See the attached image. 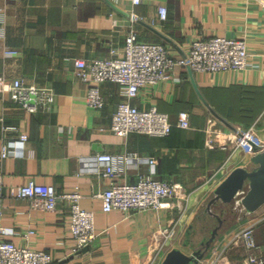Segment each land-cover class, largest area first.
Instances as JSON below:
<instances>
[{
    "label": "crops",
    "instance_id": "crops-1",
    "mask_svg": "<svg viewBox=\"0 0 264 264\" xmlns=\"http://www.w3.org/2000/svg\"><path fill=\"white\" fill-rule=\"evenodd\" d=\"M168 8L161 19L159 7ZM136 29L143 41L164 43L172 54L185 55L191 41L212 35L238 36L248 42L250 64L242 70H193L210 105L232 126L218 118L197 92L188 66H178L168 81L144 87L131 101L140 107L156 105L174 123L166 136L115 133L112 117L122 98L119 83H101L102 108L87 103L88 84L76 74L75 58L103 57L112 48L123 50ZM15 48L17 54H7ZM0 76L22 78L25 85L50 87L53 102L30 111L11 93L0 94V158L5 188L35 180L53 184L59 192L78 188L80 204L94 211L98 235L87 249H76L70 228L71 206L61 200L56 210L32 206L27 198L6 195L0 203V228L17 244L46 249L53 264H162L172 248L191 254L202 249L191 241L199 216L223 222L206 245L198 263L250 264L245 246L234 242L241 229L255 222L256 253L264 256V204L239 211L234 202L208 203L216 187L236 167L256 166L254 154L234 148L229 135L253 126L264 140V0H0ZM36 100V98H35ZM180 110L191 113L192 126H177ZM216 126L217 144L207 143L209 126ZM28 134L25 140L22 134ZM219 144H228L227 148ZM126 154L120 180L135 183L150 172L148 158L156 157L155 176L180 182L185 195L159 209L104 211L98 193L108 180L98 171L99 152ZM203 224V228H207ZM211 226V232L213 228ZM169 228L170 234L164 232ZM31 234L26 238V233ZM3 234L0 230V239ZM205 240L200 244L204 246Z\"/></svg>",
    "mask_w": 264,
    "mask_h": 264
},
{
    "label": "built area",
    "instance_id": "built-area-1",
    "mask_svg": "<svg viewBox=\"0 0 264 264\" xmlns=\"http://www.w3.org/2000/svg\"><path fill=\"white\" fill-rule=\"evenodd\" d=\"M132 2L139 4L142 0H132ZM159 16L163 20L167 18L168 8L165 5L159 7ZM6 53L13 55L17 54L18 50L7 48ZM74 62L77 76L88 84L87 103L94 108H102L106 102L101 91V83L106 81L119 83L122 98L113 114L111 124L115 133L121 136L133 132L166 136L170 134L174 125L170 114L160 110L156 105L140 107L131 100L146 86L172 78L178 80V77L174 76L178 66H191L193 70L206 72L242 70L250 64V52L248 42L243 37L212 35L194 38L185 55H174L164 43L143 41L138 31L131 29L122 51L112 48L106 56L92 59L77 57ZM7 92L11 93L16 101L23 102L30 111L37 110L41 102L50 104L55 99V92L50 87L27 86L22 78L8 79L0 76V94ZM31 94L36 95L33 104L29 103ZM176 124L182 128H190L191 113L188 110H180ZM206 131L208 145L215 146L216 137L221 131L214 125L209 126ZM230 134L234 148H243L252 154L264 150V140L257 137L253 126L236 129ZM21 137L25 140L29 138L26 133ZM219 145L228 147V144ZM8 155L9 148L6 144L0 152V158ZM131 159L132 157L126 154L105 151L96 155L98 171L108 180V187L97 194L101 198L104 211L120 209L128 212L170 207L173 198L185 195L186 187L182 183L162 180L155 176L156 157L148 158L150 172L137 182L120 180L125 163ZM243 193L244 190H240L233 201L234 207L240 212L247 210L241 202ZM7 194L17 198H27L32 206L46 210H56L61 200L69 201L70 228L77 240L76 249L90 245L98 235L94 211L81 206L82 193L78 188L59 192L53 184L30 180L6 189L0 174V203ZM262 220L264 221V218ZM255 225L256 223L252 222L237 232L234 242L245 246L250 264H264V256L256 253L259 245L255 237ZM0 230L3 234L0 239V264H53L54 257L50 251L34 248L28 244H17L8 239L6 235L14 232L12 227L1 226ZM31 231L25 234L26 238ZM164 232L170 234L169 228H165ZM212 264L220 263L215 260Z\"/></svg>",
    "mask_w": 264,
    "mask_h": 264
},
{
    "label": "water",
    "instance_id": "water-1",
    "mask_svg": "<svg viewBox=\"0 0 264 264\" xmlns=\"http://www.w3.org/2000/svg\"><path fill=\"white\" fill-rule=\"evenodd\" d=\"M189 72L193 84L199 93L203 102L210 108V110L223 122L232 126V124L221 116L208 102L203 93L201 92L198 84L195 80L193 69L188 66ZM31 99L29 103H35V94H31ZM252 160L255 162L256 166L253 168H247L244 166H238L234 168L227 177L216 187L214 197L209 201L208 208L211 210V204L221 199L224 202L234 201L236 195L240 190H244L241 197L242 205L247 210H256L264 204V150L254 154ZM219 224L213 228L211 236L204 242L207 246H210L211 242L215 239L218 234L219 226L222 224L223 220L217 215ZM89 245L85 246L87 249ZM203 257V252L201 249L194 250L191 254L185 252L181 248H172L165 256L162 264H194L198 263Z\"/></svg>",
    "mask_w": 264,
    "mask_h": 264
},
{
    "label": "rangeland",
    "instance_id": "rangeland-1",
    "mask_svg": "<svg viewBox=\"0 0 264 264\" xmlns=\"http://www.w3.org/2000/svg\"><path fill=\"white\" fill-rule=\"evenodd\" d=\"M209 211L211 212L212 208ZM208 222H209V226L204 229L203 224H207ZM216 223L217 221L215 220V217H207L206 215L199 216L195 222V226L197 230L195 233L192 234L191 241H194L197 246L201 245L200 247L203 248L202 244H200V241L201 242L203 240L206 241V239H208L211 236L212 232L210 228L212 225H216Z\"/></svg>",
    "mask_w": 264,
    "mask_h": 264
},
{
    "label": "trees",
    "instance_id": "trees-1",
    "mask_svg": "<svg viewBox=\"0 0 264 264\" xmlns=\"http://www.w3.org/2000/svg\"><path fill=\"white\" fill-rule=\"evenodd\" d=\"M206 240H207V239H206ZM205 249H206V244L204 243V246H203V248L201 249L202 252H203Z\"/></svg>",
    "mask_w": 264,
    "mask_h": 264
}]
</instances>
